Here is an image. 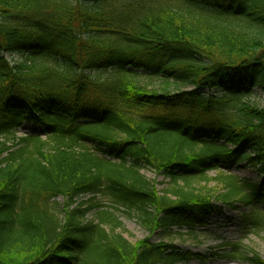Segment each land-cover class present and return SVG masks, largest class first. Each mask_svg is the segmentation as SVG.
Instances as JSON below:
<instances>
[{"label": "trees", "instance_id": "1", "mask_svg": "<svg viewBox=\"0 0 264 264\" xmlns=\"http://www.w3.org/2000/svg\"><path fill=\"white\" fill-rule=\"evenodd\" d=\"M137 70L185 89L151 90ZM255 89L264 0H0V264L203 260L164 239L223 205L249 207L244 229L264 228V180L221 173V191L190 185L212 170L264 173V107L244 101ZM25 124L47 138L16 142ZM98 197L151 235L130 242ZM220 257L264 264L242 244Z\"/></svg>", "mask_w": 264, "mask_h": 264}, {"label": "rangeland", "instance_id": "2", "mask_svg": "<svg viewBox=\"0 0 264 264\" xmlns=\"http://www.w3.org/2000/svg\"><path fill=\"white\" fill-rule=\"evenodd\" d=\"M7 58L14 64H21L25 60L22 56L17 54H7ZM137 75L134 80L151 90L157 91H175L177 89H185L178 87L174 83H166L158 77L150 78L144 74L142 70H137ZM187 89V88H186ZM215 94L221 96L222 93L215 90ZM244 101L258 104L264 107V93L255 89L254 92L245 97ZM38 134L43 139H46L47 133L44 128H38L35 125H24L16 134V142L18 139L23 138L30 134ZM2 142H7V145L13 144L12 140L6 138L1 139ZM212 170L207 173V179H193L190 185L195 188H214L221 191L223 183L217 182L216 178L221 173L231 174L238 178L251 180L253 182H262L264 180V173H261L258 168L247 166L243 168ZM141 172L151 181L155 182L159 189L167 188L171 183L170 179L165 178L163 175L158 174L150 168H143ZM180 184H183L181 181ZM88 197H84L86 200ZM102 204V209H107L113 213L121 227L117 230L132 243L151 235L149 231L139 222L134 213H129L126 208L113 203L109 198L98 197L97 199ZM63 198L58 199V203L62 204ZM264 208V207H263ZM250 208L240 205L239 209H230L228 206L223 205V212L212 214L207 219L205 226L197 227L193 232L187 228L179 229L174 228V233L164 239L166 242L177 244L183 249H188L198 253L201 259H192L191 261L178 263V264H251L239 258H224L220 257L221 252H229L232 250V244H242L248 249L254 250L262 258H264V228L260 229H244L243 227V214L250 213ZM163 235L159 232L153 234L151 237L154 242L163 240Z\"/></svg>", "mask_w": 264, "mask_h": 264}]
</instances>
